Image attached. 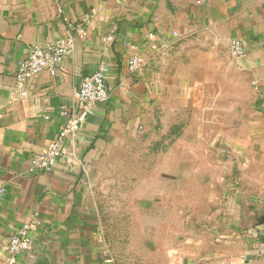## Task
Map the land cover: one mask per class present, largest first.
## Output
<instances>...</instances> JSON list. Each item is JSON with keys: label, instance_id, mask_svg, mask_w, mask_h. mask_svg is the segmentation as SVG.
Listing matches in <instances>:
<instances>
[{"label": "crops", "instance_id": "1", "mask_svg": "<svg viewBox=\"0 0 264 264\" xmlns=\"http://www.w3.org/2000/svg\"><path fill=\"white\" fill-rule=\"evenodd\" d=\"M71 25L82 32L57 73L42 71L18 83L15 73L28 49L75 34ZM233 38L243 43V57L231 53ZM133 57L142 60L140 71L129 70ZM101 64L108 99L96 104L80 140L52 171L30 172L32 156L63 125L61 111L73 109L72 89ZM212 68L225 83L239 85L240 97L247 83L264 122V0H0V264H8L10 235L32 217L39 223L31 248L13 264H120L97 201L98 167L163 113L168 95L179 89L193 94L210 83ZM168 141L182 145L184 160L191 159L187 146L194 142L204 145L206 156L213 137L180 130ZM177 174L186 177L189 170L180 167ZM241 192L226 200L220 217H209L216 249L197 258L196 237L181 233L184 219L166 217L176 225L168 231L170 243L139 257L129 250L121 263L264 264V199L254 193L246 201Z\"/></svg>", "mask_w": 264, "mask_h": 264}, {"label": "rangeland", "instance_id": "2", "mask_svg": "<svg viewBox=\"0 0 264 264\" xmlns=\"http://www.w3.org/2000/svg\"><path fill=\"white\" fill-rule=\"evenodd\" d=\"M217 72L212 68V81L193 94L179 89L168 95L163 113L157 112L144 131L124 139L101 161L96 196L109 244L121 262L129 250L139 257L148 248L170 243L168 231L176 225L165 223L166 217L184 219L181 233L196 237L194 254L203 256L215 247L209 240L215 222L209 217H220L227 199L242 196L241 191L246 201L254 193L264 199V122L247 83L240 97L235 93L239 85L225 83ZM184 121L190 123L182 129L175 125ZM180 130L212 136L210 155L194 142L187 146L191 159H181L186 153L182 145L165 143ZM180 167L189 170L186 177L177 174Z\"/></svg>", "mask_w": 264, "mask_h": 264}, {"label": "built area", "instance_id": "3", "mask_svg": "<svg viewBox=\"0 0 264 264\" xmlns=\"http://www.w3.org/2000/svg\"><path fill=\"white\" fill-rule=\"evenodd\" d=\"M71 28L75 30V34H68L66 37L49 41L45 45H33L28 49L15 73L18 83H24L42 71H48L51 75L57 73L61 61L73 49L76 36L82 32L74 25H71ZM229 47L235 57H243L246 53V49L239 39H231ZM141 67L142 60L140 58L129 59V70L140 71ZM72 97L73 109L61 111L60 114L64 117L63 125L46 148L32 156L30 172L52 171L58 160L67 155L69 147L80 140L82 123L93 113L96 104L105 102L109 97L106 65L101 64L94 72L84 76L79 85L72 89ZM2 194L3 188L0 187V197ZM38 223L39 220L32 217L10 235L5 247L8 264H13L17 255L30 250L31 233Z\"/></svg>", "mask_w": 264, "mask_h": 264}]
</instances>
